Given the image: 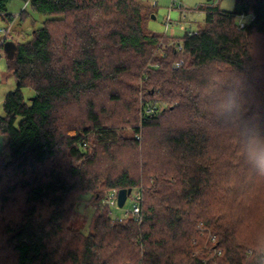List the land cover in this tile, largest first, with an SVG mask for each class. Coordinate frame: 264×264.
Returning a JSON list of instances; mask_svg holds the SVG:
<instances>
[{
    "label": "trees",
    "instance_id": "trees-1",
    "mask_svg": "<svg viewBox=\"0 0 264 264\" xmlns=\"http://www.w3.org/2000/svg\"><path fill=\"white\" fill-rule=\"evenodd\" d=\"M9 1L12 26L30 13ZM29 3L44 19L7 57L0 264H264V176L246 157L264 140V0L199 4L204 25L181 38L148 27L144 0ZM129 187L138 217L73 224L81 194Z\"/></svg>",
    "mask_w": 264,
    "mask_h": 264
},
{
    "label": "rangeland",
    "instance_id": "rangeland-1",
    "mask_svg": "<svg viewBox=\"0 0 264 264\" xmlns=\"http://www.w3.org/2000/svg\"><path fill=\"white\" fill-rule=\"evenodd\" d=\"M149 6L148 12L152 13L151 19L147 21L149 28L155 32L167 36L183 37L185 33L199 29L205 23V11L199 9V4H216L222 9H232L235 5V0H144ZM23 9H26L30 14L26 19L21 20L18 16L11 23L12 26L3 18L0 17V36H4L5 31L9 28L8 34L15 42L25 41L32 36L33 29L42 25L44 16L38 14L31 9L29 0H10L7 5V10L13 14H19ZM154 15V16H153ZM248 16L238 19L240 25L243 21H247ZM10 26V27H9ZM171 42V41H170ZM254 55L257 62L264 65V35L254 39ZM234 78V77H233ZM234 82V80H233ZM16 86L15 78L7 64V56L3 49L0 50V115L4 114L3 100L5 95ZM246 86V85H245ZM249 87L247 88V90ZM228 96L232 97L235 93L233 89L227 88ZM24 93L28 95L30 91L25 88ZM226 95V94H225ZM225 101V99H223ZM234 98H229L228 102ZM141 127V124H138ZM119 132V130H118ZM121 134L132 135L131 128L126 127L120 131ZM139 137V135H136ZM7 141L6 135L0 134V150L3 149ZM117 190H109L101 200H94L91 192L80 195L77 203L78 217L73 219V224L80 227L83 231L88 230V224L91 222L92 215L95 210L99 212H107L112 221L134 217L130 209L125 213L130 205V199L125 203L124 208L117 206L108 199H115ZM121 218V219H120Z\"/></svg>",
    "mask_w": 264,
    "mask_h": 264
},
{
    "label": "clouds",
    "instance_id": "clouds-1",
    "mask_svg": "<svg viewBox=\"0 0 264 264\" xmlns=\"http://www.w3.org/2000/svg\"><path fill=\"white\" fill-rule=\"evenodd\" d=\"M248 162L257 170V174L264 176V140L253 137L246 145Z\"/></svg>",
    "mask_w": 264,
    "mask_h": 264
},
{
    "label": "built area",
    "instance_id": "built-area-1",
    "mask_svg": "<svg viewBox=\"0 0 264 264\" xmlns=\"http://www.w3.org/2000/svg\"><path fill=\"white\" fill-rule=\"evenodd\" d=\"M179 48L182 49V45H179ZM182 64V61H177L174 63V65L176 67L180 66ZM156 110V107L153 106L152 108H148V111H154ZM118 194V192H117ZM142 188L140 187H136V188H132L131 193L128 195L126 201L128 199H130V205L127 209H125V213L128 212V210L130 209V211L132 212L134 217H138L139 214L141 213V201H142ZM111 201L113 202V204L115 203L117 206V195H115V199L112 200V198L108 199L107 202H109L111 204ZM125 201V203H126ZM124 205L121 208H124ZM112 205V204H111ZM121 219V218H120ZM122 220V219H121ZM219 252H221L219 250Z\"/></svg>",
    "mask_w": 264,
    "mask_h": 264
},
{
    "label": "water",
    "instance_id": "water-1",
    "mask_svg": "<svg viewBox=\"0 0 264 264\" xmlns=\"http://www.w3.org/2000/svg\"><path fill=\"white\" fill-rule=\"evenodd\" d=\"M154 16V15H153ZM6 56L8 58H13L16 50H17V43L12 40V39H8L5 43H4V47H3ZM132 188H121L118 190V194H117V204L119 207H122L128 197V195L131 193Z\"/></svg>",
    "mask_w": 264,
    "mask_h": 264
}]
</instances>
